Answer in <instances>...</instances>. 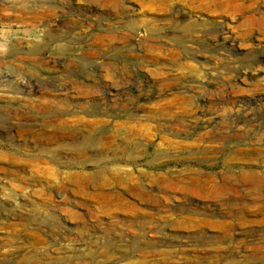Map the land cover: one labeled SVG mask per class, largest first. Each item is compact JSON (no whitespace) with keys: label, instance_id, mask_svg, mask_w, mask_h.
<instances>
[{"label":"rangeland","instance_id":"374dc122","mask_svg":"<svg viewBox=\"0 0 264 264\" xmlns=\"http://www.w3.org/2000/svg\"><path fill=\"white\" fill-rule=\"evenodd\" d=\"M0 30V264H264V0H0ZM125 166L153 199L83 180ZM198 175L222 194L158 196Z\"/></svg>","mask_w":264,"mask_h":264},{"label":"bare ground","instance_id":"6f19581e","mask_svg":"<svg viewBox=\"0 0 264 264\" xmlns=\"http://www.w3.org/2000/svg\"><path fill=\"white\" fill-rule=\"evenodd\" d=\"M87 1H89V0H87ZM84 94L85 95L89 94V90L86 89ZM178 109H181V111H178L180 114H183V115L187 114V110L186 109H183V108L180 107V108H177L176 110H178ZM160 115H162V114H160ZM189 117L191 119L185 118V116L181 115L179 117H176L173 122H175L176 126L186 127L187 123L193 124V122H191L190 120H193V121L198 120V117H191V116H189ZM79 120L80 121H78V119H77L78 123L83 121V119H79ZM60 122H61V120H60ZM66 123L67 122L64 123V127L63 126L60 127L59 130L56 129L57 131L55 133H45V134H43V139L46 140L47 142L51 143V144H53V143L56 144V146L57 145L59 146L62 143H65L66 140L70 141L69 139H71L72 137L67 132L70 128L66 127ZM98 123H100V122H95L92 126L98 125ZM58 124H60V123H58ZM83 126H84V124H83ZM89 126H87V127H89ZM109 130H110L111 133L108 135V137H106L104 139L102 138V140H101V138H99L98 140H96V142L100 143L101 145H107V144L109 145L111 143V141L114 140L113 129H109ZM142 131H143V129L139 125L138 128L133 129L132 135L135 134L136 136H140L143 133ZM71 135H73V134H71ZM122 138L124 139V137H122ZM219 138L220 137H217V136H211V141L214 140V142H218L219 143L220 142ZM221 139L222 138H220V140ZM206 144H209V143H206ZM183 148H184V146L181 145L180 143H177V142H170L168 144V146H166V149H168V150H172V149H176V150L178 149L179 150V149H183ZM109 170H110V168H109ZM142 177H144V178L147 177L148 178L147 174H145V173H137L136 170L134 169V167L125 166V167H114V169H111L108 173L107 172L104 173L102 171V172L89 174V176L84 177L83 180L86 181L85 183H91V184L104 183V184H109V185H116V186H119L121 188H124V190H126L128 193H130L132 195L141 196L142 198L147 199V200L148 199H153L154 198L153 196H155V193H152L151 191H148L144 187V184H143V181H142ZM240 179H242V181H243V179L244 180L245 179H249V180H251V179L257 180V179H259L260 180V177L256 176L255 174H249V175L241 174L240 175ZM163 182H164L163 190H161L158 193L159 197H164L162 195L168 194V193H171V192H180V193H182L184 195H188V196H216V195L222 194L221 191L223 189L222 187L220 188L216 184H214L212 186V188L209 190V192L204 194L203 191H202V188L200 186L198 187V183L200 182L199 175L196 178H191V179L190 178H187V179L184 178V179L176 180V182L171 180V179H166ZM248 182H251V181H248ZM160 189H161V186H160ZM233 193L235 195L237 194L236 192H233ZM152 231H153V229L151 227H148V228L143 229L141 234H148V233H150Z\"/></svg>","mask_w":264,"mask_h":264},{"label":"crops","instance_id":"0c3cea01","mask_svg":"<svg viewBox=\"0 0 264 264\" xmlns=\"http://www.w3.org/2000/svg\"><path fill=\"white\" fill-rule=\"evenodd\" d=\"M28 33H30V32H28ZM7 36H8V33L6 31L0 30V46H2L1 45L2 43L7 41L6 40ZM12 38H16V39L21 38V39H23L24 35H23L22 31H20V32L17 31V32H14V35H12L10 39H12ZM0 71H1V69H0Z\"/></svg>","mask_w":264,"mask_h":264}]
</instances>
